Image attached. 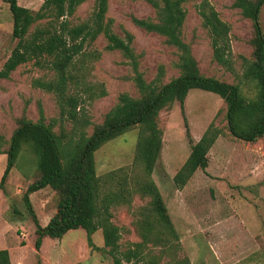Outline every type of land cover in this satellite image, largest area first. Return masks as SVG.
Instances as JSON below:
<instances>
[{
  "label": "rangeland",
  "instance_id": "rangeland-1",
  "mask_svg": "<svg viewBox=\"0 0 264 264\" xmlns=\"http://www.w3.org/2000/svg\"><path fill=\"white\" fill-rule=\"evenodd\" d=\"M204 0H189L183 26V38L203 75L230 84H240L246 95L252 93L249 84L242 83L244 58L252 59L251 22L233 6L234 0H208L221 18L231 26L233 69L217 63L207 29L197 10ZM45 0H18L21 7L36 14ZM95 0H87L68 17L73 24L90 18ZM108 17L114 20V30L120 37L125 31L133 34V47L139 59V69L147 82L155 80L163 67L162 83L180 75L176 64L178 50L156 33L137 27L132 16L154 18L155 10L144 0H109ZM49 19L33 24L29 31L44 26ZM264 30V7L261 13ZM14 18L10 6L0 0V70L18 43L13 35ZM108 41L100 36L74 60L73 73L81 82L72 86L69 95L78 98L75 119L61 114L55 93L37 85L36 81L52 82L56 73L50 58L20 65L10 79L0 80V148L9 149L11 137L24 115L33 121L40 118L43 107L46 123L56 133L68 138L91 135L97 125L118 103L122 93L139 97L135 71L131 61L120 50H109ZM84 82V84H83ZM105 96H98L101 90ZM227 104L217 94L193 89L189 92L184 112L179 101L165 108L158 118L163 131V146L153 178L160 188L179 233L181 256L193 264H264V138L256 143L235 139L228 129ZM214 123L222 131L209 152V166L198 170L183 189L174 183V176L191 152L187 137L188 125L193 138L204 134ZM140 127L109 141L96 152L97 174L102 182V194L128 188L133 195L122 198L111 211L113 222L122 230V250L141 241L137 222L150 198L137 193V184L144 178L143 165L136 162ZM203 136V135H202ZM38 157L32 147L24 145L15 167L3 189H0V250L11 254V264H113L105 249L102 230L93 235L102 250H93L87 233L79 228L61 239L46 237L41 250L35 247L37 226L24 200L25 193L40 175ZM8 164L7 154H0V183ZM114 175H111L113 174ZM40 225L45 227L58 211L59 197L47 187L30 195ZM127 264V263H123Z\"/></svg>",
  "mask_w": 264,
  "mask_h": 264
},
{
  "label": "trees",
  "instance_id": "trees-1",
  "mask_svg": "<svg viewBox=\"0 0 264 264\" xmlns=\"http://www.w3.org/2000/svg\"><path fill=\"white\" fill-rule=\"evenodd\" d=\"M9 4L14 18L13 35L18 43L11 56L0 70V80L10 79L11 74L22 64L31 61L41 63L50 58V65L56 73L52 82L36 81L39 87L56 94L64 117L75 119L78 98L69 95L81 78L73 73L74 60L84 53L85 48L104 36L109 50H120L132 63L135 83L140 96L128 93L119 96L118 103L97 125L91 135L81 134L68 138L56 133L52 124L46 123L42 106L38 121L25 115L19 119L9 149L0 154L8 156L6 171L0 183L3 189L11 170L24 145L32 147L38 157L40 175L29 185L24 200L37 226L35 247L41 250L46 237L61 239L69 231L82 228L87 233V242L93 250L98 247L93 235L102 230L105 249L113 258V264H193L187 256H181V239L174 225L160 188L153 173L163 146V131L159 127V114L179 101L184 112L185 100L193 89L212 92L227 104L226 118L231 135L244 142L256 143L264 138V30L261 13L264 0H234L233 6L240 10L253 28L250 41L253 47L252 59L244 58L242 83L249 84L252 93L246 95L240 84H230L201 73L192 48L183 38V26L187 17L184 4L189 0H144L155 10L154 18L132 16L133 23L151 33L165 37L166 43L178 50L176 67L180 75L168 83H162L163 67L157 78L147 82L139 69V59L133 47L134 36L125 31L120 37L114 30V20L108 17L109 0H95V9L90 18L73 24L68 17L87 0H45L41 9L33 14L21 7L18 0H4ZM136 1V0H135ZM197 10L207 29L213 48V58L229 70L233 69L231 26L224 21L215 7L204 0L197 4ZM49 21L28 34L30 27L42 20ZM84 84V82H83ZM98 96H105L101 90ZM140 127L136 162L143 165L144 178L138 182L137 193L150 198L144 207L137 225L141 241L132 243L122 250V230L113 222L111 208L122 198L133 195L128 188L117 192L103 193L102 182L97 174L96 152L106 143L124 135L134 127ZM187 137L191 152L186 162L174 176V183L183 189L198 170L209 166V152L222 135V131L211 123L199 141H195L187 125ZM111 175H114L111 174ZM50 187L58 197V211L50 222L41 226L32 205L30 195ZM9 250H0V264H11Z\"/></svg>",
  "mask_w": 264,
  "mask_h": 264
},
{
  "label": "crops",
  "instance_id": "crops-1",
  "mask_svg": "<svg viewBox=\"0 0 264 264\" xmlns=\"http://www.w3.org/2000/svg\"><path fill=\"white\" fill-rule=\"evenodd\" d=\"M202 135H203V134H201V135H198V136H195V137H194V140H195V141H199V140H200V138L202 137Z\"/></svg>",
  "mask_w": 264,
  "mask_h": 264
}]
</instances>
